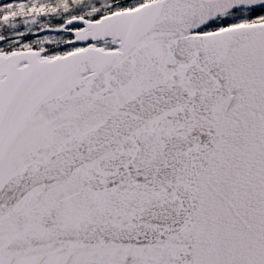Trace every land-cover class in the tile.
I'll return each mask as SVG.
<instances>
[{
	"label": "snow or ice",
	"instance_id": "snow-or-ice-1",
	"mask_svg": "<svg viewBox=\"0 0 264 264\" xmlns=\"http://www.w3.org/2000/svg\"><path fill=\"white\" fill-rule=\"evenodd\" d=\"M0 264H264V0H0Z\"/></svg>",
	"mask_w": 264,
	"mask_h": 264
}]
</instances>
